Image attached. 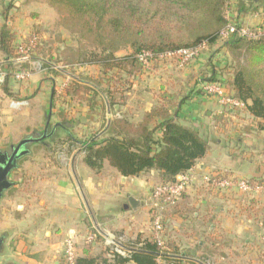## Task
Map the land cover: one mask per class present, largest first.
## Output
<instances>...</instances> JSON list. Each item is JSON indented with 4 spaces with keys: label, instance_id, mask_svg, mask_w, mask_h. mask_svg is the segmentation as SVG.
Here are the masks:
<instances>
[{
    "label": "trees",
    "instance_id": "trees-1",
    "mask_svg": "<svg viewBox=\"0 0 264 264\" xmlns=\"http://www.w3.org/2000/svg\"><path fill=\"white\" fill-rule=\"evenodd\" d=\"M260 1L252 0V3ZM46 4L59 13L62 25L76 34L80 42L100 49L91 61L84 50L66 47L67 53L61 61L64 66L92 64L97 68L96 74L86 76L85 80L70 81L63 89L62 98L70 94L84 95L82 98L87 101L89 111L98 114L102 121L100 128L87 137L76 138L71 130L72 122L65 114H60L64 124L59 123L68 139L80 145L83 162L94 171H99L106 161L126 177L155 170L157 184H166L193 169L197 161L206 156L209 143L197 129L182 124L178 113L193 97L218 99L204 90L205 84L221 85L226 95L243 103L244 110L264 131V26L250 27L252 31H262L255 37L237 34L221 37L229 24L245 26L228 16V0H47ZM10 7V3L4 6V22L0 26V54L6 61L1 88L7 95L11 94L8 84L12 66L27 67L25 61H15L19 57L18 46H27L32 36L36 37L34 52L41 45L36 33L20 45L15 43L14 32L6 19ZM203 43L205 47L199 56L208 51L209 71L197 77L192 85L180 86L170 94L162 87L157 103L136 118L127 112L117 113L116 93L121 90L114 89L115 85L126 84L150 68L141 64L138 54L149 52L156 56ZM223 47L224 57H230L229 61L219 55ZM120 51L123 54L116 55ZM49 61L52 60H44L42 67L54 70ZM162 61L179 68L174 58L153 60L151 67H157ZM225 72L232 74L231 78L226 80ZM53 92L55 94V89ZM102 93L107 102L101 98ZM247 181L264 184V180L258 178ZM250 198V208H254L253 196ZM96 238L99 240L98 236ZM176 248L167 244L161 250L155 241L149 240L127 256L114 253L112 262L106 264H158V257L169 264H181ZM89 255L90 248L86 246L74 264H96Z\"/></svg>",
    "mask_w": 264,
    "mask_h": 264
},
{
    "label": "crops",
    "instance_id": "crops-1",
    "mask_svg": "<svg viewBox=\"0 0 264 264\" xmlns=\"http://www.w3.org/2000/svg\"><path fill=\"white\" fill-rule=\"evenodd\" d=\"M227 12L230 18L238 19L245 26H264V0L258 3H252V0H228ZM209 61L207 51L184 67L164 64V70L173 67L182 70V79L176 76L169 83L190 86L197 77L209 71ZM144 72L134 79L140 78ZM157 101L158 97L143 104L139 110L128 108L126 112L136 118L140 112L148 110ZM235 114L233 108L221 104L212 96L193 97L181 106L178 120L184 125L197 129L210 147L206 156L197 161L193 168L198 176L206 173H222L225 176L264 180V162L257 165L252 159V156L256 157L254 155L256 149H260L264 156V144H252L249 140L252 137L249 132L254 133L257 128L244 126L240 133L246 129L245 135L248 139L234 140L235 138L230 135L231 128L225 124L231 123L235 119ZM247 115L252 119L248 113ZM88 117H91V114L83 110L71 118L73 119L71 122L81 124L80 137H87L93 132L95 123L87 120ZM94 121L97 122V118ZM54 125L56 127L59 123ZM54 131L55 128L52 127L50 132L53 134ZM259 132L261 135L264 133L263 130ZM37 164L34 160L27 161L23 165V174L18 177V183L22 184L21 190L26 189L31 192L22 198L17 206L23 208L29 204L33 208L27 217H21L20 221L13 224L15 231L9 237L16 244V264H61L64 260L65 239L70 237L73 240L76 251L81 241L87 238V231L93 233L94 239L97 237V230L89 229V222L93 224L95 222L93 214L99 216L100 220L109 218L112 222L132 221L139 216L145 217V212L149 210L147 205L150 203V192L158 181V173L155 170L126 177L119 174L106 161L99 171H94L83 162L82 154L77 149L69 160L59 165H53L52 161L50 165L48 161L46 164L48 168L39 169ZM19 166L17 163V171ZM59 167L64 169L57 170L56 168ZM25 172L34 173L29 181L23 180L26 177ZM16 186L18 184L14 187ZM183 193L176 207L171 208L162 220L163 227L168 230H170L169 221L185 223L190 216L191 221L199 223L196 228L199 240L193 250L183 252L177 242L174 245L179 252L177 257L181 260V264H194L192 262L202 264L206 256L205 252L209 254L207 262L215 264L240 261L244 254L242 250L247 248L256 249L261 256L264 254L262 248L264 244L260 239L264 228L260 226L262 225L260 219L256 220L258 207L253 209L252 213L249 210L250 196L248 199L242 194L246 200H238L237 197L241 194L239 192L235 191L233 194L230 191L209 188L199 182L190 185L187 192ZM128 197L138 200L140 205L135 209L131 207L125 209L123 206L127 203ZM232 198H235L236 206L226 208ZM189 210L193 211L192 215L188 213ZM238 218H243L245 221ZM138 231L144 232V235L151 234L145 227L139 228ZM242 235L246 237L239 239Z\"/></svg>",
    "mask_w": 264,
    "mask_h": 264
},
{
    "label": "rangeland",
    "instance_id": "rangeland-1",
    "mask_svg": "<svg viewBox=\"0 0 264 264\" xmlns=\"http://www.w3.org/2000/svg\"><path fill=\"white\" fill-rule=\"evenodd\" d=\"M2 1V3L0 2V26L4 22V6H6L7 3H10L11 7L10 11L7 13L6 19L14 32L15 43L20 45L26 41L30 35L36 33L40 38L41 45L38 51L34 52L33 49L26 54L19 53V57L15 59V61L18 62L25 61L27 67L26 69H21L17 65L12 66L13 69L10 70L12 76L8 84L9 92H11L10 95H7L1 88L3 79L0 83V153L8 152L10 147L15 146L22 139L39 137L41 133L44 132L46 120L49 116V112L51 113L50 122L44 133V137L37 142H28L25 143V145H22V148L28 149L29 153L18 158L17 163L20 165L19 171L16 170V167L11 171L9 174L11 185L0 197V237L3 238L2 247L0 249V264H16V244L14 243V240H11L9 237L10 235H13L15 231L13 224L16 221H20L21 217H27L28 213H30L33 208L29 204L25 205L23 208L17 206L19 201L31 192L26 189L21 190L20 187L22 184L18 183V177H21L23 174V165L29 160H34L38 163L37 166L39 169H46L48 168L46 167L48 161L50 165L51 161L53 165H59L62 162L69 160L72 153L75 152V149L81 154L80 145L76 142L70 141L59 125H56L53 134L50 132L55 123L64 124V119L60 114H65L68 119L73 121V119H71L73 118V115L85 110L91 114V117H88L87 120H92V122L95 123L93 130L99 129L102 124L98 114L89 111V107L86 103L87 101L82 98L84 95L81 94L79 95L81 97H77L75 94H70L67 97L62 98L63 89L66 86H69L70 81L85 80L86 76H93L97 71V68L92 64L73 66L62 65V58L67 53L65 48L70 47L84 50L85 56L90 58L91 61H93L94 57L100 53V49L94 48L85 41L80 42L76 34L67 31L59 20V13L53 8L47 6V0ZM33 14L35 17L32 16ZM80 45L82 48H80ZM18 47L22 46L20 45ZM222 50L219 52V55L221 53L224 57L226 55L225 48L223 47ZM121 54H123L121 51L116 53V55ZM43 59L45 62L46 60H52L49 62H51V66L54 70L49 71L46 68H43ZM224 59L229 61L230 57L227 56L224 57ZM5 62L3 56L0 54L1 73H4ZM168 62L164 61L163 63L162 61L154 68L151 67V63L149 65L151 69H146L140 78L130 79L123 85L116 84L114 89L117 90V88H119L121 92L117 91L116 93L117 106H115V109H117L119 113L126 112V109L128 108H131V110H139L143 104L151 102V100L158 97L163 88L169 94L174 92V90H179L180 84L176 83L171 85L169 82L176 78V76L182 79V70H178L175 67L164 70V64L170 65V62ZM21 72L26 74L27 77L24 79H18L17 74ZM224 76L227 80L228 78H231L232 74L225 72ZM53 89H55V94ZM101 98L105 99L107 102L103 93L101 94ZM101 98L97 97V99ZM233 112L236 113V116L234 115L235 119L232 120L231 123L225 124L231 128L230 135L232 138H235L234 140L238 138H241V140L248 139L245 135L247 132L246 129L240 133V130L247 125L250 128H257L256 132H249L252 134V137L249 138L252 144H264V133L261 135L259 132L260 128L257 125V121L248 118L247 112L243 107H240V109L235 108L233 109ZM96 118L97 122L94 121ZM80 125V122H72L71 124V129L76 138L82 137L79 136L82 132ZM255 152L254 155L256 157L252 156V159L255 160L257 165L262 164L264 162V156L263 153H261L262 151L256 149ZM41 165L42 167H40ZM56 169L63 170L64 168L61 169L59 167ZM32 174L34 173L25 172L26 177L23 178V180L26 179V181H29ZM216 174L222 175V173ZM235 178L249 180V178L240 176H235ZM16 184H18V186L14 187ZM189 187L190 185L185 188L184 192H187ZM230 192L233 193L235 190H231ZM247 195H252L254 199V208L249 209L250 212H254L253 209L258 207L256 220L260 219L259 222L261 221L262 226L264 227V192ZM247 195L246 197L249 199ZM246 197L240 194L237 199L246 200ZM257 198L258 200H256ZM179 199H177L176 202H178ZM234 199L235 198H232L226 208H228V206H231V208L236 206ZM172 205L174 206L176 204ZM249 205L250 207L252 206L251 204ZM168 206H165L164 204L161 206L158 204L154 205L153 202H150L147 205L149 210L147 209V212H145V217L139 216L133 218L132 221L123 220L121 222H112L109 218L100 220L101 218L99 216L93 214L92 217H94L95 222L94 224L89 222V229L97 230L98 233L96 234L99 237V240H97L96 237L94 240L88 241V243L86 238L85 240H82L81 244L77 246L76 257L79 255L82 248H85L86 246H89V256L90 258L95 259L96 264L112 262L114 253L127 256L132 249L138 248L142 243L149 240L154 241L151 229L152 215L155 216L160 214L162 220L165 219L167 216L166 214H168L169 210L172 208L170 205L167 210ZM190 211L191 210H189L188 213L192 215L193 211ZM185 213H187V211ZM190 217L185 223L169 221L170 230L162 226L161 235L164 240L163 246L167 247V244L169 245L171 243H173L172 245H175L177 242L183 252L193 250V248L197 246L199 234L196 228L199 226V223L191 221ZM238 219L244 220L243 218ZM141 227H145L151 234L144 235V232H139L138 230ZM86 233H88L87 236H90V234L93 235L92 232L89 233L87 231ZM245 237L246 236L242 235L239 239ZM160 248L163 250L162 247ZM242 252L244 254H242V259L240 261L230 262L229 264H264V254L261 256V253L256 249L247 248L242 250ZM205 253L206 256L202 260V264H215L207 262L209 254L207 252ZM104 260H106V262H104ZM157 263L169 264L164 262L162 257L157 258ZM192 263L196 264L195 262Z\"/></svg>",
    "mask_w": 264,
    "mask_h": 264
},
{
    "label": "built area",
    "instance_id": "built-area-1",
    "mask_svg": "<svg viewBox=\"0 0 264 264\" xmlns=\"http://www.w3.org/2000/svg\"><path fill=\"white\" fill-rule=\"evenodd\" d=\"M262 33L261 30L252 31L249 26H241L236 27L232 24H229L225 30L221 32V37H227L230 34H237L239 36H253L260 35ZM36 46V37L32 36L28 45L25 47H18V53L26 54L32 51ZM205 47L204 43L201 46H197L189 49H181L175 52H167L154 56L149 52H142L138 54V59L141 64L145 67H148L153 60L163 59L168 60L170 58H174L179 67H184L191 60L195 59L199 56L201 50ZM20 50V51H19ZM4 73L0 72V83L3 79ZM27 77L24 73H18V79H24ZM204 90L206 92L212 93L218 97V101L223 104L230 106L231 108L242 107L243 103L236 100L232 96H228L224 93V90L219 84H205ZM196 182L202 183L203 185L223 191H231L235 190L241 194H259L264 192V184L263 183H249L245 179H238L233 176H224L219 174H203L198 176L195 170L190 169L184 174H181L177 177V180L172 183L166 184H157L155 185L149 195V201L153 202L154 205L158 204L161 206L164 204L165 206L172 205L180 198L185 188L189 185H192ZM152 234L153 239L156 244L163 248V237L161 235L162 232V217L160 214L152 215ZM87 242L94 239V236H87ZM262 243L264 244V233L260 237ZM63 262L61 264H74L76 258V251L74 248L73 240L69 237L64 240L63 243Z\"/></svg>",
    "mask_w": 264,
    "mask_h": 264
},
{
    "label": "water",
    "instance_id": "water-1",
    "mask_svg": "<svg viewBox=\"0 0 264 264\" xmlns=\"http://www.w3.org/2000/svg\"><path fill=\"white\" fill-rule=\"evenodd\" d=\"M50 115L51 113L49 112V116L46 120L45 123V130L43 133H45L47 126L49 125L50 122ZM55 128V125L54 127ZM45 134H43L40 138H27V139H22L21 141H19L13 152L6 157V159L0 160V197L2 196L3 192L9 188V186L11 185V182L9 180V174L11 173V171L17 166V160L19 157H21L24 154L28 153L27 149H21L20 151L19 148L24 145L25 143L28 142H37L39 141L42 137H44ZM140 205V202L136 199H134L133 197H128V201L126 204H124V208L127 209L128 207H131L132 209L137 208ZM2 242H3V238L0 237V249L2 247Z\"/></svg>",
    "mask_w": 264,
    "mask_h": 264
},
{
    "label": "flooded vegetation",
    "instance_id": "flooded-vegetation-1",
    "mask_svg": "<svg viewBox=\"0 0 264 264\" xmlns=\"http://www.w3.org/2000/svg\"><path fill=\"white\" fill-rule=\"evenodd\" d=\"M43 134L44 133H42L39 137H36V138H40ZM15 146L10 147V150L8 152L6 151V152H3L2 154L0 153V160L4 161L6 159V157H8L13 152ZM21 149H24V148H22V146H21L18 151H20Z\"/></svg>",
    "mask_w": 264,
    "mask_h": 264
}]
</instances>
